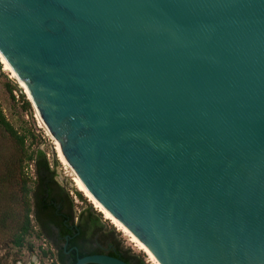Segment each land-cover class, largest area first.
Returning <instances> with one entry per match:
<instances>
[{"label": "water", "instance_id": "water-1", "mask_svg": "<svg viewBox=\"0 0 264 264\" xmlns=\"http://www.w3.org/2000/svg\"><path fill=\"white\" fill-rule=\"evenodd\" d=\"M3 57L160 264H264V0H0Z\"/></svg>", "mask_w": 264, "mask_h": 264}, {"label": "flooded vegetation", "instance_id": "flooded-vegetation-1", "mask_svg": "<svg viewBox=\"0 0 264 264\" xmlns=\"http://www.w3.org/2000/svg\"><path fill=\"white\" fill-rule=\"evenodd\" d=\"M31 199L35 230L46 242L41 250L49 253L47 258L51 263L75 264L85 256L115 257L113 254L118 255L117 251L128 250L113 231L101 223L79 193L73 192L66 182H59L50 163L46 171L35 172ZM73 199L80 208L74 205ZM58 259L61 262H57Z\"/></svg>", "mask_w": 264, "mask_h": 264}, {"label": "rangeland", "instance_id": "rangeland-1", "mask_svg": "<svg viewBox=\"0 0 264 264\" xmlns=\"http://www.w3.org/2000/svg\"><path fill=\"white\" fill-rule=\"evenodd\" d=\"M1 65V64H0ZM9 80L14 86L17 87L12 94L8 93L5 84ZM24 95V99L27 100L23 90L17 85L16 80L11 78L9 73L3 70L1 65L0 72V107L6 120L12 125V127L21 136L25 137L24 148L27 154H33L37 150L45 153L48 163L52 165L57 174V179L60 183L66 182L67 186L73 191L79 193L73 186L71 174L56 158L54 154V146L52 138L45 134L44 127L39 123L35 109L30 105V108H26L21 100V94ZM29 102V101H28ZM54 154V156H53ZM21 157V150L3 131L0 130V170L4 167H18V161ZM24 174L30 179V187L34 186V167L32 162L24 161L22 163ZM81 195V193H79ZM85 204L88 205L91 210L98 215L102 224L108 229H111L117 236L116 239L123 243V246L128 248L131 253L139 256L145 264H151L148 262L147 257L141 251L133 247L128 240L118 232L110 223L103 219L102 215L98 213L93 206L81 195ZM3 201V200H2ZM74 201V199H73ZM74 205L80 208L79 203ZM28 241L34 246L33 252L26 250L19 251L14 248L9 242L8 237L3 236L0 238V264H54L50 259L42 256L41 249L45 248L46 242L39 237L30 236ZM50 258L53 259L51 256Z\"/></svg>", "mask_w": 264, "mask_h": 264}, {"label": "trees", "instance_id": "trees-1", "mask_svg": "<svg viewBox=\"0 0 264 264\" xmlns=\"http://www.w3.org/2000/svg\"><path fill=\"white\" fill-rule=\"evenodd\" d=\"M1 72V65H0ZM8 93L12 96L17 90L9 80L5 84ZM20 93L21 90L18 89ZM21 94V100L26 108H30L28 100ZM0 130L3 131L21 150V157L18 161V167H4L0 170V238L8 237L12 246L19 251L23 249L28 252L34 251V246L28 241L30 236L40 238V234L35 230L33 219V204L31 199L32 188L30 179L24 174L22 163L24 161L32 162L34 173L40 170H47L48 161L45 153L37 150L33 154H27L24 148L25 137L17 133L12 125L6 120L0 107ZM35 181V179H34ZM3 200V201H2ZM42 256L47 258L48 252L41 250ZM113 256L119 258L127 264H145L137 255L126 251H117ZM120 254V255H119ZM59 260V259H58ZM57 262H61L60 260Z\"/></svg>", "mask_w": 264, "mask_h": 264}, {"label": "bare ground", "instance_id": "bare-ground-1", "mask_svg": "<svg viewBox=\"0 0 264 264\" xmlns=\"http://www.w3.org/2000/svg\"><path fill=\"white\" fill-rule=\"evenodd\" d=\"M0 64L3 67V70L8 72L10 77L16 80L17 85L23 90V93L26 95L27 99H30L29 94L27 92V89L25 87V85L21 82H19L17 80L16 74L14 72V70L10 67V65L8 64V62L6 61V59L0 58ZM19 82V83H18ZM36 111V110H35ZM37 118L39 120V123L43 126L42 124V120L41 117L39 116V114L37 113ZM48 135V134H47ZM52 140H53V146H54V151L56 154V158L57 160L60 162V164L62 166L65 167V169L67 170V166H66V162H65V158L61 152L60 149V145L59 142L56 141L51 135H49ZM71 174V173H70ZM72 178V182H73V186L76 188V190L81 193V195L93 206V208L102 215L103 219L106 221H109V223L120 233H122V235L128 240V242H130L134 248H136L137 250L141 251L142 253H144V255L147 257V260L149 263L151 264H160L159 261L156 259V257L154 256V254L152 253V251L146 246L144 245L142 242H140L139 240H137L136 238H134L133 236H131L129 233H127L88 193L87 191L76 181V179L72 176H70Z\"/></svg>", "mask_w": 264, "mask_h": 264}]
</instances>
